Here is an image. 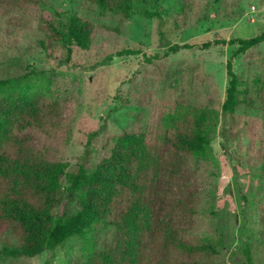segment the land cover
Masks as SVG:
<instances>
[{
	"label": "rangeland",
	"instance_id": "rangeland-1",
	"mask_svg": "<svg viewBox=\"0 0 264 264\" xmlns=\"http://www.w3.org/2000/svg\"><path fill=\"white\" fill-rule=\"evenodd\" d=\"M37 1L0 8V80L12 81L0 98L16 95L34 110L51 102L59 107L46 129L19 134L22 150L76 171L97 163L112 138L124 132L168 151L174 134L204 113L211 147L205 157L186 160L199 194L195 224L184 238L210 249L198 256L171 253L168 264H247L243 242L249 243L253 264H264V43L233 59L240 105L229 125L222 117L226 64L238 45L200 49L216 39L262 34L264 0H136L129 19L84 0ZM53 11H72L93 25L90 48L73 47L67 64L60 63L66 51L49 29ZM156 13L159 18L150 16ZM186 44L194 47L170 51ZM123 50L138 54L118 57ZM92 132L99 135L87 159ZM236 185L250 201L245 215ZM76 209L66 200L56 212ZM20 234L16 224L0 223V250L20 246ZM116 248V229L100 224L54 251L0 264H79L84 250Z\"/></svg>",
	"mask_w": 264,
	"mask_h": 264
},
{
	"label": "trees",
	"instance_id": "trees-1",
	"mask_svg": "<svg viewBox=\"0 0 264 264\" xmlns=\"http://www.w3.org/2000/svg\"><path fill=\"white\" fill-rule=\"evenodd\" d=\"M84 1L94 4L102 13L124 19L132 16L136 2ZM29 4L41 2L0 0V8L7 11ZM151 15L160 17L158 13ZM48 25L66 51L60 63L71 61L73 47L90 48L93 25L72 11H53ZM262 43L264 32L251 39H216L200 47L207 50L212 46L238 45L226 64L229 81L222 106L225 125L235 119L240 105V80L234 71L233 59ZM193 47L186 44L170 51ZM136 54L134 50H123L117 56ZM155 58L158 56L147 60ZM10 84L9 79L0 80V93ZM56 114H59L57 102L34 110L31 102L16 95L0 98V183L4 184L0 193V223H14L21 231V245H4L0 260L54 251L71 238L93 232L100 224L116 229L117 248L84 250L83 262L79 264H168L171 253L198 256L208 252L209 247L194 245L184 238L195 224L199 194L186 160L205 157L211 147L204 113L193 119L187 131L178 130L174 134L168 151L124 132L112 138L111 148L105 150L107 154L97 163L81 165L76 171H70L66 163L45 160L21 148L24 144L19 134L46 129ZM98 135L99 132H92L89 136L87 159L92 155ZM236 189L241 213L245 215L250 201L238 185ZM66 200L76 203V211L57 213ZM260 223L264 229V207ZM241 247L247 264H253L249 243L243 242Z\"/></svg>",
	"mask_w": 264,
	"mask_h": 264
}]
</instances>
